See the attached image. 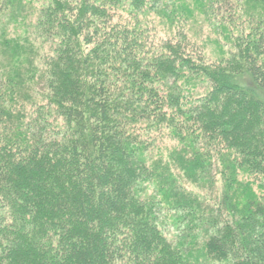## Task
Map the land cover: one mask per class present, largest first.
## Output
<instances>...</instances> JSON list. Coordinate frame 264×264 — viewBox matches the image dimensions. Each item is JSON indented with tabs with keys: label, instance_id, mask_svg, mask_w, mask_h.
Returning <instances> with one entry per match:
<instances>
[{
	"label": "trees",
	"instance_id": "obj_1",
	"mask_svg": "<svg viewBox=\"0 0 264 264\" xmlns=\"http://www.w3.org/2000/svg\"><path fill=\"white\" fill-rule=\"evenodd\" d=\"M177 1L41 3V124L0 135V264H264V0L248 26L211 0L217 61L140 39L153 13L186 22Z\"/></svg>",
	"mask_w": 264,
	"mask_h": 264
},
{
	"label": "rangeland",
	"instance_id": "obj_2",
	"mask_svg": "<svg viewBox=\"0 0 264 264\" xmlns=\"http://www.w3.org/2000/svg\"><path fill=\"white\" fill-rule=\"evenodd\" d=\"M0 0V135L9 137L19 133H29L28 128L33 121L41 124L42 106L41 90L47 74L42 58L50 56L49 44H43L37 38L35 19L39 14L41 3L45 0ZM187 8L186 22H169L165 17L151 14L140 19V39L147 46L157 44L160 40L173 37L176 33H185L193 43L202 47L207 61H217L233 50L231 42L225 34L219 32L214 25L219 4L206 0H178ZM234 2L238 0H232ZM242 13H237L243 26H248L249 18L257 17L263 10L260 4L252 0H239ZM210 7H209V4ZM6 5V6H5ZM217 10V11H216ZM240 10V8H239ZM131 23V22H130ZM130 26L133 28V24ZM214 26V27H213ZM228 29V28H227ZM235 35L236 33L233 32ZM233 52V51H232ZM43 58H46L43 57ZM42 60V61H41ZM45 73V74H43ZM11 82V83H10ZM197 93L206 89L205 84L194 82ZM160 147L173 150L176 143L163 139L158 141ZM156 154V153H155ZM148 155V154H147ZM153 155L154 154H150ZM154 160L156 158L154 157ZM7 226H20L9 209L5 211Z\"/></svg>",
	"mask_w": 264,
	"mask_h": 264
}]
</instances>
